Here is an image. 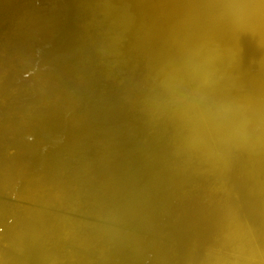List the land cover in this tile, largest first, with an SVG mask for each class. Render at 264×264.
Instances as JSON below:
<instances>
[{
  "label": "bare ground",
  "instance_id": "obj_1",
  "mask_svg": "<svg viewBox=\"0 0 264 264\" xmlns=\"http://www.w3.org/2000/svg\"><path fill=\"white\" fill-rule=\"evenodd\" d=\"M0 264H264V0H0Z\"/></svg>",
  "mask_w": 264,
  "mask_h": 264
}]
</instances>
